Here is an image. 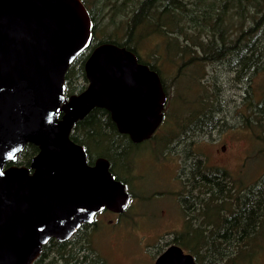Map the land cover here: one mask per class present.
Returning a JSON list of instances; mask_svg holds the SVG:
<instances>
[{
	"label": "water",
	"instance_id": "95a60500",
	"mask_svg": "<svg viewBox=\"0 0 264 264\" xmlns=\"http://www.w3.org/2000/svg\"><path fill=\"white\" fill-rule=\"evenodd\" d=\"M93 19L83 0H0V264H33L52 238L65 241L107 208L125 210L126 186L71 138L75 124L106 108L134 142L162 121L166 93L155 71L115 44L96 47L87 87L66 96L65 76L89 47ZM39 147L30 166L16 162ZM155 264H197L170 246Z\"/></svg>",
	"mask_w": 264,
	"mask_h": 264
},
{
	"label": "rangeland",
	"instance_id": "374dc122",
	"mask_svg": "<svg viewBox=\"0 0 264 264\" xmlns=\"http://www.w3.org/2000/svg\"><path fill=\"white\" fill-rule=\"evenodd\" d=\"M232 21L236 24L238 18ZM187 30L191 32L188 37L196 40L193 43L177 33L178 37L168 41L162 35L151 36L141 47L142 60L163 75L171 112L152 140L135 145L124 139L122 143L128 151L124 160L116 158L114 166L109 160L111 171L119 180L129 179L135 200L118 216L115 230L102 224L90 240L92 249L107 264H154L156 256L173 242L194 254L193 241L197 238L178 234L191 232L190 229L200 233L198 228H202L205 220L190 217L193 220L190 221L185 216L174 221V217L183 214L172 195L173 176H178L179 167L221 168L236 178L242 189L264 179V140L245 128L250 114L248 102L252 99L248 91L254 90V101L264 98V71L255 73L249 82L250 76H240L238 66L228 60L226 63L202 60L201 46L207 42L206 32L199 35V30L194 31L192 26ZM143 31L148 36L152 32L149 28ZM128 162L133 165L129 175ZM188 177L181 175L178 179L183 185ZM212 203L211 222L220 219L213 212L222 206L220 202ZM263 236L253 237L252 245L242 252L238 264H264V243L260 247ZM183 241L189 245L182 244ZM226 253L229 254L227 249Z\"/></svg>",
	"mask_w": 264,
	"mask_h": 264
},
{
	"label": "trees",
	"instance_id": "16d2710c",
	"mask_svg": "<svg viewBox=\"0 0 264 264\" xmlns=\"http://www.w3.org/2000/svg\"><path fill=\"white\" fill-rule=\"evenodd\" d=\"M83 2L89 8L93 19V38L89 47L76 57L66 73V96L80 93L87 87L85 64L99 45L115 44L133 51L142 59L141 47L151 36L162 35L168 41L178 37L177 33H181L187 42L196 41L188 37L191 33L187 30L189 26H192L194 31L199 30V35L206 32L207 42L201 46L202 60L222 63L228 60L238 66L240 76H250L249 82L255 73L264 71V0ZM235 17L238 18L236 24L232 21ZM147 28L152 30L150 36L143 31ZM151 67L155 69L154 66ZM252 87L250 83L249 88ZM248 93L252 99L248 102L250 114L246 118L245 128L253 130L259 140H264V98L254 101V90ZM71 138L86 148L90 164H94L99 157H105L114 166L116 158L124 160L128 153L123 146V140L127 139L134 144L129 135L119 131L110 112L100 107L94 108L75 124ZM38 152L39 147L29 143L20 153L18 160L8 165L30 166ZM198 168L199 166L192 169ZM205 169L212 171V177L208 174L210 181L201 183L212 188V202H220L222 206L220 210L215 208L213 212V216L219 214V220L205 221L202 228H198L201 232L196 236L197 240L193 241L195 245L191 246L193 255L197 264H238L242 252L252 245L253 237L264 235V179L261 178L252 186L236 192V185L230 190L220 180L228 174L227 171L207 167H202L201 170ZM116 178L118 179V176ZM201 178L203 179V176ZM225 190H228V194ZM232 193L235 196L232 197ZM225 197L229 199L225 200ZM232 199L234 206H230ZM73 242L71 244L52 238L44 245L42 254L33 264H94L99 261V257L91 252L93 249L89 239L80 244ZM263 243L264 236L260 247ZM182 244L189 245L186 241ZM83 249L88 250L89 254L83 255ZM226 255L228 257H225Z\"/></svg>",
	"mask_w": 264,
	"mask_h": 264
},
{
	"label": "flooded vegetation",
	"instance_id": "af4514ba",
	"mask_svg": "<svg viewBox=\"0 0 264 264\" xmlns=\"http://www.w3.org/2000/svg\"><path fill=\"white\" fill-rule=\"evenodd\" d=\"M138 60H139V62L141 64L147 65L150 68V70L155 71L158 74V76L160 78L161 85H162V87H163V89H164V91L166 93V100L164 102V107H163V109L161 111L162 114H163V118H162V121L160 122V124L158 125L156 131L150 137L144 139L141 142H134L130 138L132 140V142H134L135 145H140V144H142L144 142L152 140L154 138V135L159 132L158 130L161 127V125L166 122L165 121V119L167 118L166 116H169V114L171 112V107H170L171 98H169V94H168V92H167V90L165 88V83L166 82L164 81L163 75H161L160 70L158 68H155V69L152 68L150 63L143 61L139 57H138ZM224 148H225V146H224ZM201 169H202V167H199L198 170H194V169H191V168L182 169V168L179 167L178 176H176V175L173 176L174 177V181H175V185H174V189H173L172 195L174 197V202L176 203V206L178 207L179 211L183 213L181 216L174 217V221L175 222H178L177 219L180 221V219H182L185 216H186L187 220H190V221H193L190 218V217H192V218H194V220H197V218H199V219L205 220L206 222H211L209 220V215H210L211 206L213 205V203H212V188H210L209 186L203 185L201 183V181L203 183L204 182H209L210 181L209 180V175L212 177V173H211L212 171L211 170H207V169L202 171ZM131 172H133V165H131L128 162V175ZM195 173H197V174H195ZM181 175L184 176V178L187 175H189V177L186 178L183 181V185H182V181L178 179V178H181ZM202 176H203V179L201 178ZM220 180H222L224 186L226 188H230V190H232L235 185H236V192L239 189H242L241 188L242 185L241 186L237 185L236 181L238 182V180L236 178L234 179L233 176L230 175V174L224 175L223 178L220 179ZM120 181H122V180H120ZM122 182L125 184L126 191L129 194V196H130L129 203L127 204L125 210L122 211V212H116V211H113V210H110V209H107V208L103 209L102 211L98 212L95 215L94 220L92 222L82 223L80 228L72 235V237H70L69 239L65 240L64 242H71V244H73L74 243L73 241H76L78 244H80L81 242L82 243L86 242L89 239V243H90V246H91V249H92V242L90 240L94 238L93 237L94 232L98 231V229L101 227L102 224H105L106 226H112L113 230L116 229L115 224H116V221H118V216L123 214V213H125L131 207V205L133 204V201L135 200V195L133 194V192L131 191V189L128 186L129 179L126 178ZM228 190H225L226 194H228L227 193ZM231 196L233 197V195H231ZM227 199H229V197H225V200H227ZM190 213H191V215H187V214H190ZM163 214H165V211H163ZM108 215H110L112 217H110L108 219ZM107 219H108V221H107ZM189 225H191V223H189ZM190 231L191 232H183V233L179 232L178 235L179 236H184L185 235V236L192 237V238H195L198 235L197 231H194L192 229H190ZM173 244L181 246L177 242H173V243L167 245L156 256L154 264H155L157 258L169 246H171ZM91 252H93L95 256L99 257V261H95V263H97V264H107L106 261L99 254V252H97L96 250H94V251L91 250ZM82 253H83V255H88L89 251L83 249ZM186 253H188V252H186Z\"/></svg>",
	"mask_w": 264,
	"mask_h": 264
},
{
	"label": "bare ground",
	"instance_id": "6f19581e",
	"mask_svg": "<svg viewBox=\"0 0 264 264\" xmlns=\"http://www.w3.org/2000/svg\"><path fill=\"white\" fill-rule=\"evenodd\" d=\"M173 245H176V244H173ZM171 246H172V245H171ZM178 246H179V245H178ZM169 247H170V246H169ZM169 247H168V248H169ZM180 247H181V246H180ZM168 248H167V249H168ZM167 249H166V250H167ZM166 250H165V251H166ZM165 251H164V252H165ZM164 252H163V253H164ZM163 253H162V254H163ZM162 254H161V255H162Z\"/></svg>",
	"mask_w": 264,
	"mask_h": 264
}]
</instances>
